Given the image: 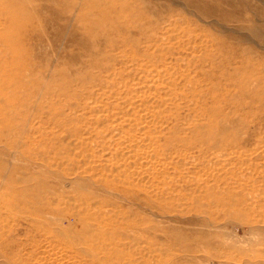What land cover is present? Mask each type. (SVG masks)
I'll list each match as a JSON object with an SVG mask.
<instances>
[{
	"label": "rangeland",
	"instance_id": "rangeland-1",
	"mask_svg": "<svg viewBox=\"0 0 264 264\" xmlns=\"http://www.w3.org/2000/svg\"><path fill=\"white\" fill-rule=\"evenodd\" d=\"M0 193V264H264V0H0Z\"/></svg>",
	"mask_w": 264,
	"mask_h": 264
},
{
	"label": "bare ground",
	"instance_id": "bare-ground-1",
	"mask_svg": "<svg viewBox=\"0 0 264 264\" xmlns=\"http://www.w3.org/2000/svg\"><path fill=\"white\" fill-rule=\"evenodd\" d=\"M1 194V193H0ZM2 195V194H1ZM5 197H7V196H5ZM1 200V199H0ZM4 200V199H3ZM38 201V200H37ZM31 202V201H30ZM19 206H21V205H19ZM2 208V207H1ZM9 208V207H8ZM26 208V207H25ZM4 209V208H3ZM27 210V209H26ZM42 212V211H41ZM47 212V211H46ZM9 213H11V212H9ZM13 214V213H12ZM33 214V213H32ZM3 215H5V214H3ZM9 215V214H8ZM11 215V214H10ZM35 215V214H34ZM7 216V215H6ZM36 217V216H35ZM7 218V217H6ZM40 219V218H39ZM6 220V219H5ZM4 221V220H3ZM19 221H20V219H19ZM27 221V220H26ZM8 222V221H7ZM28 222H29V220H28ZM4 223V222H3ZM5 225V224H4ZM13 225H15V224H13ZM32 225V224H31ZM29 226V225H28ZM38 227V226H37ZM4 228V227H3ZM1 229V228H0ZM30 230V229H29ZM32 230V229H31ZM24 231V230H23ZM7 232H8V230H7ZM14 232V231H13ZM28 232V231H27ZM35 232H37V231H35ZM30 233H32V232H30ZM2 234V233H1ZM9 235V234H8ZM18 235V234H17ZM20 235V234H19ZM2 236V235H1ZM24 236V235H23ZM3 237V236H2ZM29 237V236H28ZM13 238H15V236L13 237ZM29 238H31V237H29ZM35 238V237H34ZM1 242V241H0ZM4 246V245H3ZM18 248V247H17ZM31 250V249H30ZM2 252V251H1ZM0 252V259L1 258H3L4 257V255H2V253ZM12 252V251H11ZM13 253V252H12ZM19 258V257H18ZM22 258V257H21ZM6 260V259H5ZM22 260V259H21ZM7 261H10V260H8L7 259ZM18 261H20V260H18ZM24 261V260H23ZM4 262V261H3ZM6 264H11V263H6Z\"/></svg>",
	"mask_w": 264,
	"mask_h": 264
}]
</instances>
